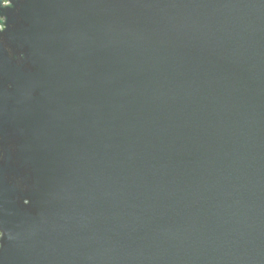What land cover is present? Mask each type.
Instances as JSON below:
<instances>
[{"label":"water","instance_id":"1","mask_svg":"<svg viewBox=\"0 0 264 264\" xmlns=\"http://www.w3.org/2000/svg\"><path fill=\"white\" fill-rule=\"evenodd\" d=\"M5 3L0 264H264V0Z\"/></svg>","mask_w":264,"mask_h":264},{"label":"snow or ice","instance_id":"2","mask_svg":"<svg viewBox=\"0 0 264 264\" xmlns=\"http://www.w3.org/2000/svg\"><path fill=\"white\" fill-rule=\"evenodd\" d=\"M10 3V0H6L5 6H7Z\"/></svg>","mask_w":264,"mask_h":264},{"label":"clouds","instance_id":"3","mask_svg":"<svg viewBox=\"0 0 264 264\" xmlns=\"http://www.w3.org/2000/svg\"><path fill=\"white\" fill-rule=\"evenodd\" d=\"M5 5V4H4ZM13 237L11 235H9V239H12Z\"/></svg>","mask_w":264,"mask_h":264}]
</instances>
